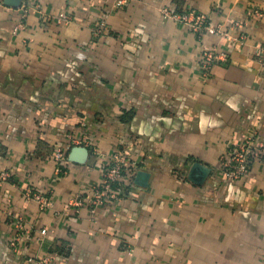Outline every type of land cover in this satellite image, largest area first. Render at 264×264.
Returning a JSON list of instances; mask_svg holds the SVG:
<instances>
[{"label":"crops","instance_id":"obj_1","mask_svg":"<svg viewBox=\"0 0 264 264\" xmlns=\"http://www.w3.org/2000/svg\"><path fill=\"white\" fill-rule=\"evenodd\" d=\"M116 2L0 0V264H264V160L241 181L219 168L232 145L264 142V0ZM166 7L204 12L231 37L199 38ZM214 48L227 59L207 77ZM117 149L124 193L92 206ZM195 163L210 169L202 183Z\"/></svg>","mask_w":264,"mask_h":264},{"label":"built area","instance_id":"obj_2","mask_svg":"<svg viewBox=\"0 0 264 264\" xmlns=\"http://www.w3.org/2000/svg\"><path fill=\"white\" fill-rule=\"evenodd\" d=\"M126 4V0H117L116 7L122 9ZM163 13L165 17L172 18L180 23L187 25L191 31L196 34L197 37L202 38L208 32H214L220 36H225L230 38L231 32L220 24L214 23L212 18L204 12H200L196 9H182L178 11H172L169 8H164ZM27 14L25 8L24 16ZM260 14V13H257ZM61 19L65 21H71V18L62 14ZM21 26L22 23L20 24ZM235 27L242 29L243 24L237 23ZM107 28V21L105 18L100 19L97 23L95 29V35ZM247 37L245 32L240 35V40H245ZM263 49L259 50L261 55L260 61H263L262 56ZM227 59L226 54L218 48L203 50L200 58V66L202 72L205 76L211 74L213 66L219 61H225ZM72 147L75 146H86V143L82 141L74 140ZM68 148L63 146L57 147L53 152V157L58 164V169H62V165L68 158ZM263 158L264 160V142L256 137V135H251L245 140L238 142L230 147L227 153L220 156L219 168L224 173V176L229 181H241L249 173L251 165L254 160ZM128 163V157L126 153L121 150H115L111 156L106 159L104 166V176L101 183L95 186L91 194L89 195V200L92 206H97L103 204L104 202H109L114 199H118L124 193V176L126 172V167ZM10 172L8 170H3L1 172V178L3 180H8L10 178ZM26 196L31 199H35L40 203L42 208H46L50 205L49 198L47 195L36 192L32 189L26 191ZM76 205L83 204V197L78 195L74 199ZM18 227L22 228L21 222L18 223ZM47 229H42L41 233L45 234ZM36 264H49L48 259L39 260Z\"/></svg>","mask_w":264,"mask_h":264},{"label":"water","instance_id":"obj_3","mask_svg":"<svg viewBox=\"0 0 264 264\" xmlns=\"http://www.w3.org/2000/svg\"><path fill=\"white\" fill-rule=\"evenodd\" d=\"M72 151L74 154V159L79 160L86 154L87 148L83 146H75ZM209 173L210 169L207 166L201 163H195L192 167L190 179H192L196 183H202L209 175Z\"/></svg>","mask_w":264,"mask_h":264}]
</instances>
